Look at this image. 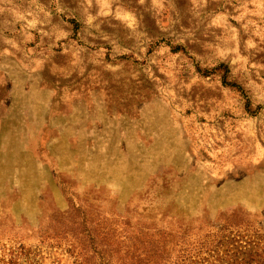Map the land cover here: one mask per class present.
Masks as SVG:
<instances>
[{"label":"rangeland","instance_id":"obj_1","mask_svg":"<svg viewBox=\"0 0 264 264\" xmlns=\"http://www.w3.org/2000/svg\"><path fill=\"white\" fill-rule=\"evenodd\" d=\"M230 232L264 242V0H0V263Z\"/></svg>","mask_w":264,"mask_h":264},{"label":"trees","instance_id":"obj_2","mask_svg":"<svg viewBox=\"0 0 264 264\" xmlns=\"http://www.w3.org/2000/svg\"><path fill=\"white\" fill-rule=\"evenodd\" d=\"M71 22L75 24V27L78 26L75 20H71ZM177 47L180 49L183 46L179 45ZM216 68L225 70V83L232 87L238 85L235 81L227 79L229 70L227 64H220ZM204 74L208 76L210 73L204 72ZM256 237L257 236H250L249 239L246 240L245 234L240 232H230L226 236L220 235V238L217 242L215 240L216 238L211 239L210 236L206 235L201 239L205 240L201 241L199 244L200 248L198 250V256L200 255V264H264V242L261 244L259 240L255 239ZM212 242V246H207V244ZM242 242L246 243L244 248H234L239 246V243ZM1 261L6 262V260L3 258H1ZM12 264L18 263L14 262Z\"/></svg>","mask_w":264,"mask_h":264}]
</instances>
